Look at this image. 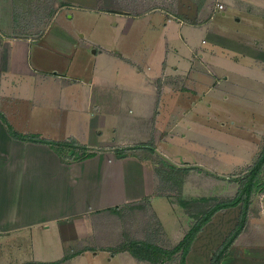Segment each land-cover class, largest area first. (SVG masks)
I'll list each match as a JSON object with an SVG mask.
<instances>
[{
  "label": "crops",
  "instance_id": "obj_1",
  "mask_svg": "<svg viewBox=\"0 0 264 264\" xmlns=\"http://www.w3.org/2000/svg\"><path fill=\"white\" fill-rule=\"evenodd\" d=\"M59 1L37 24L25 5L0 0V264H153L115 249L129 242L116 221L122 211L160 197L156 156L191 167L184 198L231 196L260 150L262 137L211 136L212 120L226 115L238 127L264 108V0ZM82 11L114 22L104 40L113 48L78 34ZM133 31L135 47L118 53ZM92 46V57L78 56ZM9 125L95 155L63 160L51 144L13 137ZM145 142L156 147L152 159L119 152ZM171 204L175 247L194 218L180 199ZM241 211L216 212L185 264H211ZM248 219L220 264H264V216L249 212Z\"/></svg>",
  "mask_w": 264,
  "mask_h": 264
},
{
  "label": "rangeland",
  "instance_id": "obj_2",
  "mask_svg": "<svg viewBox=\"0 0 264 264\" xmlns=\"http://www.w3.org/2000/svg\"><path fill=\"white\" fill-rule=\"evenodd\" d=\"M17 2L22 4V6L25 5L28 11L29 10L34 11V15L30 17L29 22L35 21L34 23L37 22V24H39L40 23L39 21L41 20L42 21L46 20V18H48V15L50 14V10L53 9V11H55L58 8L59 3H60L59 0H17ZM216 15L221 16L220 13H217ZM236 15L237 13H235L234 11L228 10L226 19L230 21H235L237 17ZM75 24H76V29L79 32L78 34L80 36L81 34H86V37L84 40L90 39L91 41H99V43H101L103 46L113 48L112 47L113 45L112 46L107 45L104 42V40L112 38L113 34L115 33L113 32L114 29L112 28L114 22L110 18L102 14H99V13H92V12L86 11L84 13L77 14L76 19H75ZM32 32H35V30H33ZM135 34H136V31H133V33H131L129 36L124 34V36L120 40L121 44L118 45V47L116 46L115 50L118 53L130 52L128 51V49L132 46L135 47V44L133 45ZM259 35L264 40V27L259 31ZM95 47L96 46H92V48H86L84 50L78 49L80 50L78 53V56L84 57V55L89 56L91 54V56L89 57H92V53ZM84 51H87V52L85 53ZM240 59L243 61V66L241 70L248 71L249 69L246 66L247 60H245L243 57H240ZM262 89L264 93V83L262 84ZM230 109H231L230 115L237 116V112H239V109L233 105L230 106ZM209 113H210L209 116H212V117L218 116V112L216 110H211ZM248 115L250 114L247 113V116ZM256 115H257L256 117H253V119H249V121L246 119L247 121L242 123L238 127L233 123L234 118H229V120H227L226 115H224L222 117H224L223 119L226 120L227 123L225 125H222L224 122L221 121V126L224 127L222 128V130L218 129L220 128L219 121L222 120L221 119L222 117H220L219 120H212V124H214L213 128H216V129L213 130L212 132L213 136L211 137H227V135H230L231 137V134L234 133L235 135L236 132H238V137H242V136L243 137H259V138L262 137L261 145L259 147V149L261 150L264 145V108L260 109ZM200 128L201 127L197 128V131L201 133ZM237 128L239 129V131L237 130ZM216 130H221V131H216ZM43 132L47 133L46 129H44ZM28 135H31V133H28ZM49 135L52 136V134H49ZM259 152L256 154L257 157H255L253 161H251V163L249 161L245 165V167L241 168L242 173H240L241 174L240 178L245 176L243 174L246 172L248 173L249 169L254 165L255 161L257 160L259 156ZM162 160H164L162 159V157L156 156L155 162H159V161L161 162ZM182 160H185L184 157ZM179 167H182V166H179ZM263 176H264V171H263ZM183 177L185 178V176ZM241 181L242 180L240 179L239 181H234L233 186H235V188L232 189L233 187L232 186L231 189H229V193H232L231 196L219 195V196H208V197L233 198L234 196L237 195L241 187ZM232 182L233 181H231V183ZM182 193L183 191L182 190L179 191L178 189H169L166 187L164 189L160 188L157 194L160 197L157 198V200L156 199L154 200L151 207H147L148 201H146V202H142L140 205H137L135 207L134 206L130 207L129 208L130 211L123 210L122 211L123 213L121 214L120 219L116 221L119 222L120 226L123 227V231H125V235H126L125 240H127V242L128 241L131 242L132 240L151 242V240H153L154 244L162 248L172 249L174 247L173 246L174 238H172V236L174 235L172 233L178 228V225L175 222L176 217L178 215H177V210L172 206L171 202L176 203V201L177 200L179 201L181 197L184 198ZM259 193L260 191L256 192L251 199V203L248 208V211L250 212V214L253 213L255 215L257 212L258 214H261L258 208V204H257ZM186 198H191V197H186ZM196 198H201V197H196ZM156 214H159L160 217L163 216L164 218L163 227L164 228L162 227L159 221L160 218ZM248 218H249V214H248ZM194 223H195V219L191 221L186 220V223H185L186 233L184 231L185 235L193 227ZM107 262H108L107 259L103 260L104 264H107ZM181 262H182V258H181V252H180V253H177L172 259H168L164 261L163 264H181Z\"/></svg>",
  "mask_w": 264,
  "mask_h": 264
},
{
  "label": "trees",
  "instance_id": "obj_3",
  "mask_svg": "<svg viewBox=\"0 0 264 264\" xmlns=\"http://www.w3.org/2000/svg\"><path fill=\"white\" fill-rule=\"evenodd\" d=\"M5 119V118H4ZM11 135L23 140H31L51 144L52 148L63 159L83 160L94 156V152H88L76 142H55L41 139L35 135H22L15 132L12 126L9 125ZM119 152H130L132 155L139 157L142 160L152 159L156 153V147L152 142H145L124 148ZM140 152H144L146 156H142ZM164 159V158H162ZM156 171L162 182V189H178L182 190L184 177L191 170V167H179L168 160L164 159L161 162H156ZM172 169V171H171ZM264 145L259 152V156L254 165L246 172L240 180L241 187L236 196L233 198L220 197H201V198H180L181 205L187 210L189 215L195 219L193 227L184 236V238L172 249L162 248L153 242H142L132 240L121 245L116 251L129 250L134 256L148 260L153 264H163L164 261L172 259L177 253L181 252L182 262L185 264V258L190 250V247L202 228L211 220L213 215L225 208L242 206L241 216L234 230L229 234L221 247L215 251L212 257L211 264H220L223 258L227 255L229 247L234 243L239 234L243 231L248 220V208L251 199L256 192L264 191ZM180 174V176H179ZM179 187V188H177Z\"/></svg>",
  "mask_w": 264,
  "mask_h": 264
},
{
  "label": "built area",
  "instance_id": "obj_4",
  "mask_svg": "<svg viewBox=\"0 0 264 264\" xmlns=\"http://www.w3.org/2000/svg\"><path fill=\"white\" fill-rule=\"evenodd\" d=\"M217 8H218V10H224L225 7H224L223 3H218ZM257 204H258V208H259L261 215L264 216V191H262L258 194Z\"/></svg>",
  "mask_w": 264,
  "mask_h": 264
},
{
  "label": "water",
  "instance_id": "obj_5",
  "mask_svg": "<svg viewBox=\"0 0 264 264\" xmlns=\"http://www.w3.org/2000/svg\"><path fill=\"white\" fill-rule=\"evenodd\" d=\"M125 155H127V153H123V154H121L120 156H125Z\"/></svg>",
  "mask_w": 264,
  "mask_h": 264
}]
</instances>
